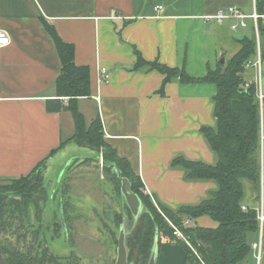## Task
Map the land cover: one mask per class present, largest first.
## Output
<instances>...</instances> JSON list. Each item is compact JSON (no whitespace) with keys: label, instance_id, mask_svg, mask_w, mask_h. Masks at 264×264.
Segmentation results:
<instances>
[{"label":"crops","instance_id":"1","mask_svg":"<svg viewBox=\"0 0 264 264\" xmlns=\"http://www.w3.org/2000/svg\"><path fill=\"white\" fill-rule=\"evenodd\" d=\"M259 1L0 0V29L10 38L0 49V180L29 173L74 131L68 110L46 109V100L56 98L54 81L61 65L41 25L40 17H44L63 41L74 45L75 64L89 68L90 95L77 100L86 123L99 117L106 142L139 175L144 192L172 208L199 203L216 188L215 182L186 180L184 170L170 164L176 156L215 162L200 127L214 124L216 86L175 79L161 94L162 74L132 70L134 48L147 60L158 59L192 77H202L219 65L220 57L227 62L236 54L240 39L254 34L249 17L246 27L232 30L236 18L218 22L215 15L228 6L245 15L264 14V1L261 9ZM101 66L110 72L106 82H99ZM241 75L245 82H254L258 72L252 68ZM260 84L264 93V57ZM62 101L67 104L66 97ZM89 154L90 150L68 141L48 158L43 177L53 164H57L55 171L66 164L70 155L65 169ZM259 157L264 174V138ZM247 186L243 205L256 207L260 194L250 183ZM188 221L189 226H217L205 215ZM248 240L261 242L260 264H264V224L261 233L249 234ZM253 254L243 264H256ZM184 256L179 246L164 243L157 264H184Z\"/></svg>","mask_w":264,"mask_h":264},{"label":"trees","instance_id":"2","mask_svg":"<svg viewBox=\"0 0 264 264\" xmlns=\"http://www.w3.org/2000/svg\"><path fill=\"white\" fill-rule=\"evenodd\" d=\"M263 1L257 3V8L261 9ZM40 22L53 41L61 65L54 81L56 98L46 100V109L50 112L68 110L73 118L74 131L69 138L61 139L59 146L52 149L29 173L18 178L0 180V252L5 257L6 264H81L80 257L74 253L61 257L51 251L40 221L42 203L47 198L43 177L47 160L68 141L95 152V155L81 161L80 165L93 161L98 163L101 153L102 169L108 173L118 199L119 210L111 211V222L118 232L123 214L128 216L130 227L132 216L129 208L121 201L120 180L116 177L115 169L120 171L121 177L128 179L131 190L139 196L147 209L126 236L128 262L147 264L157 231L159 248L164 243L179 245L185 254L184 264H243L252 251L248 236L258 232L255 207L242 208L245 195L243 180H247L258 195L262 182L264 192V174L259 157L261 133L256 86L253 82L245 86L241 75L244 64L257 55L255 34L240 39L239 51L227 62L209 69L202 77H192L184 69L170 67L158 59L147 60L134 48L136 60L132 70L157 71L162 74L163 80L158 91L161 94L164 86L175 79L185 84L212 83L216 86V93L212 98L214 124L200 127L201 135L216 156L215 162L209 164L202 160L176 156L170 164L171 167L183 169L186 180H212L216 188L209 191L197 204H183L172 208L144 192L139 175L106 142L99 117L86 123L78 109L77 100L90 95L89 68L75 64L74 45L63 41L52 23L44 17H40ZM258 34L259 50L263 58L264 24L260 19ZM64 97L67 98V104L62 101ZM64 186L67 189V185ZM68 207L71 204L65 202L63 221L54 222V234L59 235L62 229L67 230L65 233L68 234L72 217L71 211L67 212ZM204 215L217 222V226L183 225L186 219ZM169 222L181 230L198 255L173 234V227ZM105 227L112 235V242L117 245L118 232L115 234L108 223Z\"/></svg>","mask_w":264,"mask_h":264},{"label":"rangeland","instance_id":"3","mask_svg":"<svg viewBox=\"0 0 264 264\" xmlns=\"http://www.w3.org/2000/svg\"><path fill=\"white\" fill-rule=\"evenodd\" d=\"M90 151L91 154L87 157L95 155L94 151ZM71 156L73 155L69 156L66 164L71 160ZM80 162L75 161V164L67 169L63 163L57 167V171V164H53L51 170L44 174L47 198L42 203L40 215L42 228L45 230L44 237L48 238L47 244L51 251L61 257H67L71 252L80 257L81 264H114L117 245L112 242V235L107 231L105 224L113 226L111 211L119 210L118 199L108 173L103 171V165H100L99 161L81 165ZM65 184L67 189L64 188ZM243 184L246 192L249 182L244 179ZM65 202L71 204V207L67 208V212L71 211L72 215L70 227L68 234L65 233L67 230L62 229L57 235L54 234L53 224L63 221ZM128 227L130 228L129 220ZM111 230H115V234L118 232L114 226Z\"/></svg>","mask_w":264,"mask_h":264},{"label":"built area","instance_id":"4","mask_svg":"<svg viewBox=\"0 0 264 264\" xmlns=\"http://www.w3.org/2000/svg\"><path fill=\"white\" fill-rule=\"evenodd\" d=\"M158 9H161L162 7H157ZM233 17L238 20L237 23H233L231 25L232 30H236L238 26L240 27H246L245 18L249 17L252 20L253 27H254V34L257 41L258 51L257 55L253 60H249L244 64V70L248 69H255L258 72L257 78L253 82L256 86V96L259 103V114H260V136H261V142L264 138L263 131H264V121H263V100H264V93L261 89L260 84V71H261V55L259 51V34H258V20L260 19L262 23L264 24V14H259L256 12H253L250 15L243 14L237 7L235 6H228L226 9L220 10L216 15L215 18L218 22H222L223 19ZM10 43V38L8 34L0 29V49L7 46ZM99 82H106L109 79L110 72L107 67L101 66L99 68ZM250 81L245 82V86H248ZM99 163L100 165H103V159L102 156L99 157ZM149 194V193H148ZM243 209H245V206H242ZM256 211V218L258 220V232L261 233L263 224H264V192H263V185L261 182V189H260V197H259V203L255 207ZM188 219H186L183 222V225H188ZM169 224L173 227V234L184 241L186 245L196 254V250L194 247L191 246L188 238L181 232V230L175 226H173L170 222ZM251 250L253 251V256L256 264H260L263 256V247L260 241L252 242L250 243Z\"/></svg>","mask_w":264,"mask_h":264},{"label":"water","instance_id":"5","mask_svg":"<svg viewBox=\"0 0 264 264\" xmlns=\"http://www.w3.org/2000/svg\"><path fill=\"white\" fill-rule=\"evenodd\" d=\"M219 63L223 64L222 57L219 59ZM116 177L120 180V192L124 204L129 208L132 216V225L128 227V216L124 213L122 217V223L119 227V234L116 247V258L114 264H133L128 262L129 249L126 244V236L136 226L139 217L147 211L145 205L139 198V196L131 190L130 183L127 178L121 177L120 171L115 169ZM159 254L158 232H155L153 243L150 250V255L147 264H157ZM0 264H6L3 255L0 252Z\"/></svg>","mask_w":264,"mask_h":264}]
</instances>
